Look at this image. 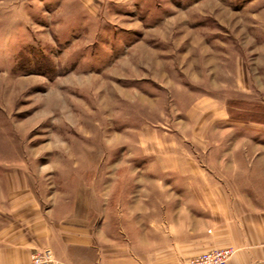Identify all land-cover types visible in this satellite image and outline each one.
Returning <instances> with one entry per match:
<instances>
[{
  "label": "rangeland",
  "instance_id": "1",
  "mask_svg": "<svg viewBox=\"0 0 264 264\" xmlns=\"http://www.w3.org/2000/svg\"><path fill=\"white\" fill-rule=\"evenodd\" d=\"M262 210L264 0H0L1 231L187 264L197 218Z\"/></svg>",
  "mask_w": 264,
  "mask_h": 264
},
{
  "label": "crops",
  "instance_id": "2",
  "mask_svg": "<svg viewBox=\"0 0 264 264\" xmlns=\"http://www.w3.org/2000/svg\"><path fill=\"white\" fill-rule=\"evenodd\" d=\"M205 201L201 203L199 200L197 204L212 212L214 202ZM225 206L228 207L227 203L221 207ZM215 215L212 219L197 218L204 228L174 239L172 254L191 257L204 251L230 247L235 253L228 264H264V210L238 222L228 211L215 212ZM206 223L209 227L205 226ZM35 229L39 238H26L21 233L0 230V264H26L38 245L50 246L59 259L68 264H137L125 246H118L115 235H104L100 226L97 230L87 225L65 227L61 229V235L54 238L44 227Z\"/></svg>",
  "mask_w": 264,
  "mask_h": 264
},
{
  "label": "built area",
  "instance_id": "3",
  "mask_svg": "<svg viewBox=\"0 0 264 264\" xmlns=\"http://www.w3.org/2000/svg\"><path fill=\"white\" fill-rule=\"evenodd\" d=\"M232 248L215 249L200 257L189 259L187 264H226L228 258L233 253ZM28 264H61L54 259L52 252L48 249L45 251L36 250L29 258Z\"/></svg>",
  "mask_w": 264,
  "mask_h": 264
}]
</instances>
